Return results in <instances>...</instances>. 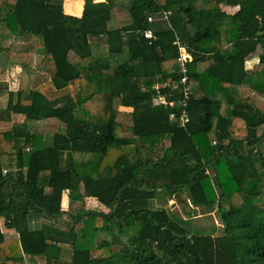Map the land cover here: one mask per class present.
<instances>
[{
    "label": "trees",
    "instance_id": "trees-1",
    "mask_svg": "<svg viewBox=\"0 0 264 264\" xmlns=\"http://www.w3.org/2000/svg\"><path fill=\"white\" fill-rule=\"evenodd\" d=\"M83 2L0 0V121L23 115L0 130V264H264V0ZM158 191L217 208L223 234Z\"/></svg>",
    "mask_w": 264,
    "mask_h": 264
},
{
    "label": "rangeland",
    "instance_id": "rangeland-1",
    "mask_svg": "<svg viewBox=\"0 0 264 264\" xmlns=\"http://www.w3.org/2000/svg\"><path fill=\"white\" fill-rule=\"evenodd\" d=\"M225 9H227L228 11H233L234 8L232 7H225ZM116 18H118L117 16H115ZM113 24H116L115 22ZM30 40L27 39H18L15 42V45L17 47H21L24 44L30 43L28 42ZM38 60V58H37ZM17 68H15V66H12L9 71L7 72L6 75V82L9 84V86L12 89H15L17 86ZM49 75L46 73H38L37 77H36V82H41L44 81ZM1 104H5V100L1 99L0 101ZM256 104L258 106L261 105V100L258 96H256ZM13 118L15 120H18V118H20L17 115H13ZM5 121V120H3ZM54 126V124H53ZM11 128L10 123L8 122H0V130L5 131ZM263 151H264V145H263ZM157 197L156 199L153 201L154 206H165L172 214L183 218L186 224H188V226L191 228L192 231L194 232H200V233H207L210 234L212 236H218L223 234V230H224V224L220 219V214L219 211H217V208H214L212 210H207L205 208H200V207H193V206H189L188 207H183L182 203L179 202L178 200H176L175 198L173 199H169L167 197V195L165 194V192L163 191H158L157 193ZM182 198L185 197V193H183L181 195ZM96 201H92L88 203V209H93L94 210H99L100 207H94L95 206ZM80 206L82 207V205L78 204L76 208H72L70 207L69 210H71V212H76L78 208H80ZM85 206V203H84ZM93 206V207H91ZM62 207L64 210H67L69 207H67V198L65 197L64 200L62 201ZM102 208V207H101ZM192 208V211L190 214H185V211L187 212L188 210H190ZM104 210H107L106 207H103ZM63 218H65V216H63ZM63 222H67L65 220H62ZM63 258H67V252H64L62 254Z\"/></svg>",
    "mask_w": 264,
    "mask_h": 264
},
{
    "label": "built area",
    "instance_id": "built-area-1",
    "mask_svg": "<svg viewBox=\"0 0 264 264\" xmlns=\"http://www.w3.org/2000/svg\"><path fill=\"white\" fill-rule=\"evenodd\" d=\"M169 14V11L168 12H164L163 13V17L165 19H167V16ZM151 17H148V20H150ZM143 35L146 37V38H153V34L151 32L150 29H147L143 32ZM174 43L178 46V51H179V57H178V61H179V66H180V70L181 72L183 73L182 77L180 78V83H182L183 85H185L186 83V75H185V72L187 70L186 68V64L188 61L191 60V55L186 51L185 47L179 43V40L178 38L175 39ZM157 88V87H155ZM184 96L187 97L188 96V89L185 88L184 89ZM155 101L158 103H162V104H166L168 106H172L173 105V102L172 101H167L162 95L160 94H157L155 97ZM183 105H185V103H182ZM175 115L174 113H171L170 114V118H174ZM188 119H189V116H188V112L183 109L181 111V113L179 114V117H178V125L180 126H184L187 122H188ZM5 171V170H3Z\"/></svg>",
    "mask_w": 264,
    "mask_h": 264
},
{
    "label": "crops",
    "instance_id": "crops-1",
    "mask_svg": "<svg viewBox=\"0 0 264 264\" xmlns=\"http://www.w3.org/2000/svg\"><path fill=\"white\" fill-rule=\"evenodd\" d=\"M64 1L65 0H63V11H64V13H67V14H71V15H76V16H79L80 14H81V12H82V8H83V0H80L81 1V3H82V7H81V11L79 12V13H77V14H75V13H70V12H66L65 11V9H64ZM253 61H255L256 60V58H254V59H252ZM251 61H249V63H250ZM17 71H18V68H17ZM17 116H19L20 118H18V120H15L13 117H11V119H10V121H2V122H8V123H10V125L12 126V124H13V122H15V121H21L22 119H23V115H20V114H18ZM1 122V121H0ZM67 198V196L65 195V194H63V196H62V201L64 200V198ZM89 201L90 202H92V201H96V203H95V206L94 207H100L99 208V210H104L103 209V207H105V206H103L101 203H99L97 200H96V198H94V197H88V198H86V200H85V207H88L87 205H88V203H89ZM67 206H68V204H67ZM91 207H93V206H91ZM102 207V208H101ZM94 209V208H93ZM43 217H45V218H48L45 214H43V213H31V214H29L28 216H27V218H26V223H27V226L30 228V229H38L39 228V226H40V220L43 218ZM3 262V259L2 258H0V263H2ZM39 263V262H38ZM27 264H32L31 263V261H28L27 260Z\"/></svg>",
    "mask_w": 264,
    "mask_h": 264
}]
</instances>
